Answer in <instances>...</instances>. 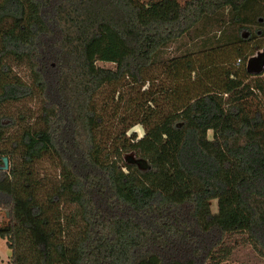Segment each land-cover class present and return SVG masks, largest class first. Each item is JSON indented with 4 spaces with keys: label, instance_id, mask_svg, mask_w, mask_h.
Wrapping results in <instances>:
<instances>
[{
    "label": "trees",
    "instance_id": "obj_1",
    "mask_svg": "<svg viewBox=\"0 0 264 264\" xmlns=\"http://www.w3.org/2000/svg\"><path fill=\"white\" fill-rule=\"evenodd\" d=\"M203 19L264 37V0H0V163L9 165L0 168V240L9 264L217 263L236 235L264 259V71L245 68L243 78L228 63L218 75L200 65L191 77L186 61L180 76L171 59V85L149 77ZM250 40L235 37L225 60L241 58ZM204 45L211 64L216 51ZM104 87H133L141 99L120 113L122 96L111 97L113 110L99 112ZM135 126L156 139L149 158L144 140L128 135ZM47 162L56 177L39 167Z\"/></svg>",
    "mask_w": 264,
    "mask_h": 264
},
{
    "label": "rangeland",
    "instance_id": "obj_2",
    "mask_svg": "<svg viewBox=\"0 0 264 264\" xmlns=\"http://www.w3.org/2000/svg\"><path fill=\"white\" fill-rule=\"evenodd\" d=\"M143 3H150V2H156L158 0H140ZM181 3L184 2V0H180ZM203 19V21L197 25V30H191L190 36L187 37V35L184 37V39L179 40L172 46L166 49L163 55L162 59H166L167 63H162L161 60L160 63H157L153 68H151L150 71V78L156 79L158 83H162V85L167 86V84H170V81L172 83L175 81L176 76L174 77L171 75V72L173 71V68L171 66L169 71V67L172 64V60H175L178 64L177 67L181 68L180 71V76L188 73V69L185 68L186 61H191L193 64V69H195L194 74H192L191 77L196 76V74L199 72L198 68L200 65H203L211 69L214 73V75H218L221 70H223V67H225L224 64L228 63L230 67L239 69V75L240 77H243L244 72L242 73L241 70L246 68L247 60L253 56H255L258 52L261 53L264 48L261 46L264 45V37L261 35V30L257 31L258 29L255 27L253 29L247 30V29H242L241 32L239 28H235V25L228 24L225 25V23H221V25H216L213 22H206ZM223 24V25H222ZM253 30L255 32V37H252L249 32ZM257 31V32H256ZM243 37L244 40H247L251 38V40L245 44H243V53L244 55L241 58L238 57H233L232 59L227 62L225 60V56L228 57L231 54V47L228 45L234 41L235 37ZM204 45L202 48L203 50H210L212 49L213 51L215 50L216 52H209V58L211 61V64L205 63V56L208 54L205 51L199 50L201 45ZM222 46L223 51H225L224 55H222L221 50L216 48V46ZM229 47V48H228ZM261 47V48H259ZM228 49V50H227ZM254 53L252 56L251 54ZM251 55V56H250ZM245 56H248V58L244 61L243 64L240 67V65H237V59H243ZM172 59V60H171ZM171 60V61H170ZM190 62V63H191ZM236 62V63H235ZM235 64V65H234ZM97 65L99 67H103L106 69H110L113 67V65L109 64H103L101 62H98ZM168 66V68H167ZM15 73L18 74L21 78L24 79V81L28 82V73L25 68H16ZM174 78V79H172ZM244 78V77H243ZM252 79L249 77L247 79H244V83L250 82ZM155 85V84H154ZM114 90V87L111 88H102L101 91L98 93L96 99H95V104L96 108L99 110V112L103 111L104 108L108 110V112H111L113 110V106L115 107V104H112L110 102L111 97H114L115 102L118 99V97L121 95L122 96V104H121V111L120 113H125L130 111L133 106H135L136 103H138V99L140 98V92L136 88H117L116 93H112V90ZM141 99V98H140ZM162 101V100H161ZM258 101L253 100L252 105L254 106H259L257 103ZM164 103V101H162ZM259 103L264 105V100L262 99L259 101ZM163 108L168 109L169 107L162 104ZM32 108L36 107V103L33 101L30 105ZM111 116V114H108V117ZM112 121L106 124L103 129L98 133L97 138L100 140V142H104L106 138L108 137L109 133L112 132ZM132 132H134L138 136V141L144 140V147L143 153L145 154L148 158L151 155V151L148 150V147L146 146V143H150L152 139H154L150 134H147L144 129L140 126H135L131 131L128 133L130 135ZM141 133L143 135L141 136ZM209 139L212 137V133H208ZM156 139H154L155 141ZM102 144V143H101ZM5 146V145H4ZM3 146V147H4ZM127 157H135V153H127L123 154L120 158L117 159L119 163L125 161ZM0 163V167H1ZM9 166V165H8ZM40 168L43 169V173L47 174L51 177H56L57 170L55 167H53L52 164L50 163H43L39 166ZM211 210L213 213H216L217 211V202L215 200H212L210 202ZM7 217H6V212L3 210H0V227L1 225H4L6 223ZM235 241H237V244H235ZM242 236H235L232 237V242L228 244L229 246V252L228 255L224 260H221L219 262H209L208 264H264V259L259 256L255 250L252 248L250 244L246 243H241ZM11 256V251L9 250L7 244L5 243V240L1 239L0 240V264H9Z\"/></svg>",
    "mask_w": 264,
    "mask_h": 264
},
{
    "label": "water",
    "instance_id": "obj_3",
    "mask_svg": "<svg viewBox=\"0 0 264 264\" xmlns=\"http://www.w3.org/2000/svg\"><path fill=\"white\" fill-rule=\"evenodd\" d=\"M246 69L252 75H260L264 71V50L247 60ZM0 168L4 171L9 169L7 158H2V166Z\"/></svg>",
    "mask_w": 264,
    "mask_h": 264
},
{
    "label": "built area",
    "instance_id": "obj_4",
    "mask_svg": "<svg viewBox=\"0 0 264 264\" xmlns=\"http://www.w3.org/2000/svg\"><path fill=\"white\" fill-rule=\"evenodd\" d=\"M241 64V61L240 60H237V65H240Z\"/></svg>",
    "mask_w": 264,
    "mask_h": 264
},
{
    "label": "clouds",
    "instance_id": "obj_5",
    "mask_svg": "<svg viewBox=\"0 0 264 264\" xmlns=\"http://www.w3.org/2000/svg\"><path fill=\"white\" fill-rule=\"evenodd\" d=\"M143 135V133H141V136Z\"/></svg>",
    "mask_w": 264,
    "mask_h": 264
}]
</instances>
